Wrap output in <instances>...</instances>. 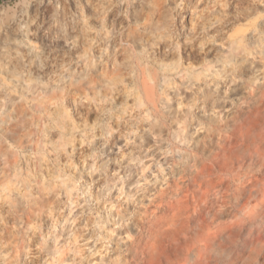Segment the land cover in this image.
<instances>
[{
    "label": "clouds",
    "instance_id": "obj_1",
    "mask_svg": "<svg viewBox=\"0 0 264 264\" xmlns=\"http://www.w3.org/2000/svg\"><path fill=\"white\" fill-rule=\"evenodd\" d=\"M0 264H264V0H0Z\"/></svg>",
    "mask_w": 264,
    "mask_h": 264
}]
</instances>
